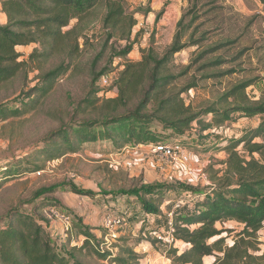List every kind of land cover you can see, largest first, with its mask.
<instances>
[{"label":"trees","instance_id":"1","mask_svg":"<svg viewBox=\"0 0 264 264\" xmlns=\"http://www.w3.org/2000/svg\"><path fill=\"white\" fill-rule=\"evenodd\" d=\"M260 1L264 5V0ZM0 3L6 17V22L0 24V85L14 80L26 69L28 61L20 60V47L31 44L42 47L41 52L35 49L31 55V59L38 65L41 57L51 56L64 42L72 53L78 51L79 40L85 37L84 33L97 20L96 9L99 6L105 9L102 21L108 39L128 41L118 49L115 56L125 58L134 49L135 42L130 38L137 21L134 15L126 14L121 0H0ZM192 9L194 12L190 13L194 15L191 21L185 23L186 16H181L171 43L161 54L157 52L155 38L152 36L150 47L142 49V59L127 62L113 84L117 88V96L86 99L83 102L95 109V116L64 122L58 130L45 137L43 140L47 149L45 146L44 155L48 160H54L69 151H77L87 143L97 142H108L116 151L126 145L151 147L161 143L180 144L187 148L200 133H208L197 141L205 144L223 124L235 123L242 118L254 119L256 126L244 129L241 136L218 138L212 144L213 148L227 153L225 169L221 174L218 171L212 175L209 191L197 196L192 212L175 215L169 229L175 242L184 243L186 248L181 251L178 247L169 246L166 253L172 264H206L208 256H217L214 264H264V250L260 248L258 237L259 231L264 229V93L255 97L249 92L264 77H245L224 90L210 105L198 111L192 110V106L186 104L183 97L186 92L197 87L203 79L235 71L197 75L182 87L178 86L177 80L187 76L207 55L237 42L236 39L219 43L201 51V42L206 32L203 37L195 39L196 32L212 20H219V16L216 7L200 12L197 2ZM150 12L151 8L144 11L145 14ZM163 12L156 14V22L161 19ZM213 12V18L194 26L201 15ZM73 20L76 23L71 25ZM189 47H197L201 52L183 71L175 73L172 64L176 54ZM249 49L245 47L234 60H238ZM226 62L225 58L217 57L200 64L198 73ZM70 64L71 61L61 63L39 74L40 85L14 100L20 104L19 107H0V116H21L38 106L52 91L53 84L68 72ZM108 70L104 68L92 73L91 94H98V82L109 73ZM240 71L245 72L246 69ZM99 101L100 106L95 108ZM209 115L210 120L203 119ZM194 123H198L199 129ZM257 138L262 140L257 141ZM221 141H225V144L220 145ZM50 144L53 146L49 147ZM25 162L31 163L29 156L18 157L7 165L3 170L5 172H2L0 187L4 185V179L13 178L25 171L36 172L42 169V166L32 165L24 170ZM64 186L71 185L62 183L40 188L28 203H11L7 207L5 215L1 217L4 225L0 226V264H91L90 261L100 264H141L143 256L136 251L135 246L129 244V239L117 238L121 244H108L104 240L105 234L99 238L93 232L94 227L86 225L81 218H74L72 227L78 230L82 239L74 244L75 237L71 232H65V238L58 243L59 238L52 229L53 215L50 213L54 210L59 213L69 212L58 200L44 202V198L39 199L46 194L57 193ZM183 187V190H198L190 186ZM166 189L167 192H164L163 188L145 184L110 191L109 194L115 195L113 199L118 194L135 198L142 204L147 217H155L161 212L163 198L172 190V186ZM71 190L81 195L96 196L94 192L76 186H72ZM21 205H33L34 211H43L46 216L37 217L22 210ZM226 221H236L243 226L236 233L234 244L229 247H224L225 237L222 234L225 230L217 228V223Z\"/></svg>","mask_w":264,"mask_h":264},{"label":"rangeland","instance_id":"2","mask_svg":"<svg viewBox=\"0 0 264 264\" xmlns=\"http://www.w3.org/2000/svg\"><path fill=\"white\" fill-rule=\"evenodd\" d=\"M121 1L126 14L134 15L137 21L130 38L135 42L134 49L125 58L115 56V54L128 41L117 38L108 39L107 30L102 21L105 14L103 6L96 9L97 20L84 33L85 37L79 40V50L76 52L72 53L70 47L64 42L51 56L41 57L38 65L34 59H31V55L35 49L41 52L42 47L38 44H31L18 48L21 54L20 60H26L28 63L26 69L14 80L0 85V107H19L20 104L14 100L30 92L34 86L40 85L39 74L56 68L61 63L67 64L71 61V64L68 72L53 84L52 91L38 106L21 116H0V182L3 180L2 172H5L3 171L5 167L18 157L29 156L31 163H23L24 170H28L27 167L32 165L42 166L39 171H25L13 178L4 179V185L0 187V226L4 225V222L1 223V217L5 215L11 203L14 205L22 202L28 203L35 192L43 187L53 184H70L71 186L59 188L57 193L46 194L39 200L43 198L44 202L58 200L69 212L72 220L74 218L83 219L86 225L94 227L93 232L99 238H103L105 234L104 240L109 241V244L116 242L121 244V242L117 239L112 241L106 238L108 232L104 219L108 215L120 216L121 223L117 227L119 238L129 239V244L135 246L136 251L142 254L141 264H172V260L166 253L169 246L178 247L183 251L186 245L182 242H165L164 244L157 238V235H168L171 232L169 226L177 213L192 212L196 204L195 200L198 199L197 196L202 195L201 192L206 194L209 191L212 175L218 171L221 174L225 169L224 162L228 156L227 153L213 148L212 144L218 138L241 136L244 129L256 126L254 119L242 118L235 123L223 124L216 131V135L211 136L205 144L197 141L208 133H200L199 137L195 136L191 145H188L189 148H185L189 155L185 163L162 159L148 145H126L116 151L108 142L87 143L75 152L69 151L61 158L48 160L44 155L47 144L43 139L51 132L58 130L64 122L95 116V109L92 106H86L83 102L86 99L115 97L117 88L113 85L101 86L100 79L98 94H91L92 73L109 68L107 72H114L119 76L127 62H138L142 59V49L150 47L152 36L155 38L154 46L161 54L171 43L181 16H186L185 23L191 21L194 14L190 11L194 12L192 7L196 2L200 12L216 7L215 11L219 16V20H212L196 32L195 39L203 37L206 32L201 42V51L211 45L236 39L237 42L228 47H220L215 53L207 55L200 63L220 57L227 60L225 64L207 68L202 73H198L200 64H196L187 76L177 80L178 86L182 87L197 75L220 74L231 70L235 72L203 79L197 87L183 95L186 104L191 105L192 110L198 111L217 100L225 92L224 90L237 81L250 75L264 77V15L257 12L250 13L245 9L247 7L253 11L260 10V5H257L260 0H243L245 6L240 0ZM148 8H151L152 12L145 14L144 11ZM162 10H164L163 15L156 22V14ZM262 10L264 12V5ZM214 14L213 12L201 15L194 26L213 18ZM75 23L76 20H73L71 25ZM245 47H250V49L240 55L241 58L239 56L238 60H234ZM201 51H198L197 47H189L177 53L172 64L173 71L175 73L183 71ZM243 69L246 71L241 72L240 70ZM249 92L252 96L253 94L260 96L264 93V80H259L254 88L249 89ZM100 104L101 101L95 105V108H98ZM210 118L211 115L203 117L206 121ZM194 124L199 129L198 123ZM260 140L262 139L257 138V141ZM224 144L225 141H221L220 145ZM50 145L49 147L53 146ZM145 184L163 188L164 192H167L166 187L172 186V190L163 198L161 212L155 217H147L142 204L137 199L122 194H118V197L113 199L115 197L112 196L115 195L109 194L110 191ZM72 186L92 191L96 196L76 193L71 190ZM183 186L198 190L195 192L183 190ZM21 209L37 217L46 216L43 211H34L33 205H21ZM242 227L236 221L217 223L218 229L225 230L222 234L225 237L224 247L234 244L236 233ZM52 229L55 236H63L59 238L58 243L65 238V232L72 233L75 237L74 244L82 239L77 229L70 227L67 231L55 216L52 219ZM258 237L261 242L260 248L264 250V229L259 231ZM214 257L215 261L212 264L217 260V256ZM211 260V257L207 259V264H211ZM90 263L100 264L95 261H90Z\"/></svg>","mask_w":264,"mask_h":264},{"label":"built area","instance_id":"3","mask_svg":"<svg viewBox=\"0 0 264 264\" xmlns=\"http://www.w3.org/2000/svg\"><path fill=\"white\" fill-rule=\"evenodd\" d=\"M118 78V75L114 72H109L105 74L101 78V86H110L113 85L115 80ZM152 151L162 159H171L180 162H186L189 159V155L186 149L180 144H168L161 143L155 144L151 146ZM52 215L57 217L65 229L68 231L69 228L72 227V217L67 213H59L57 211H53ZM105 227L107 229L106 238H110L112 241H115L119 238L118 225L121 223L120 216L117 215H108L104 219ZM109 236V237H108ZM159 240L163 242L173 243L175 242V238L171 232L168 235L159 234L157 235ZM109 244V241L107 242Z\"/></svg>","mask_w":264,"mask_h":264},{"label":"crops","instance_id":"4","mask_svg":"<svg viewBox=\"0 0 264 264\" xmlns=\"http://www.w3.org/2000/svg\"><path fill=\"white\" fill-rule=\"evenodd\" d=\"M241 2L243 1V0H240ZM254 1H257V0H254ZM259 1V0H258ZM241 4V3H240ZM242 5H244L245 6V4L242 2ZM257 5H260V7H261V9L260 10H257V11H253L252 9L250 10L249 8H247V7H245V9L247 10V12H250V13H255V12H257V13H259V14H263L264 15V12H263V10H262V7H263V5H262V3L259 1V2H257ZM262 5V6H261ZM262 19V18H261ZM6 22V17H5V15H4V13L2 12V7H1V3H0V24H4ZM263 23H264V20H263ZM251 88H254V86L253 87H251ZM257 94V93H256ZM255 97H259V96H256L255 94H253ZM63 237V236H62ZM62 237H58V238H62ZM212 258V260H211V264L215 261V257L214 256H208V257H206V264H207V259H209V258Z\"/></svg>","mask_w":264,"mask_h":264}]
</instances>
